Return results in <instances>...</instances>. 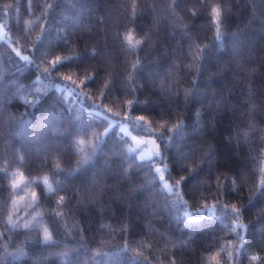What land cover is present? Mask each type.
I'll return each instance as SVG.
<instances>
[{"label":"trees","instance_id":"trees-1","mask_svg":"<svg viewBox=\"0 0 264 264\" xmlns=\"http://www.w3.org/2000/svg\"><path fill=\"white\" fill-rule=\"evenodd\" d=\"M0 20V264H264V0H0ZM110 117L156 135L174 190Z\"/></svg>","mask_w":264,"mask_h":264},{"label":"snow or ice","instance_id":"snow-or-ice-1","mask_svg":"<svg viewBox=\"0 0 264 264\" xmlns=\"http://www.w3.org/2000/svg\"><path fill=\"white\" fill-rule=\"evenodd\" d=\"M133 3L135 4V0H133ZM211 12H212V21L216 24V32H217V35H219L220 34V31H221V27H220L221 26V16H222L221 6L220 5H214V6H212ZM193 14L195 15V11H193ZM126 39H127L128 46L130 48H135L136 46H138V45L141 44V41L140 40H135V41L133 40V35H132L131 32H129L127 34ZM17 55H19V51H17ZM22 58L24 60H28V57H26V56L25 57H22ZM67 59H68V57H62V56L57 55L52 60L49 61V64L53 68H55L56 65H58L59 63H61L63 60H67ZM136 63H139V61H137ZM44 71L45 72H48L49 69L48 68H45ZM62 77H63V79H65L67 81H72L73 83H77V85L82 86V85L85 84V82L89 79L90 76H84L83 78L79 79V81H73V77L70 76V75H63L62 74ZM129 79H131V76H129ZM101 95L103 96V93H101ZM125 103L127 105H131L133 103V100H127ZM106 111L111 112L112 110L110 108H106ZM137 119L138 120H141V121H146L149 124V126L151 124V121H149L146 116L141 115V116H138ZM166 124H167V121L164 122V125H166ZM179 125L180 124L178 123V124L174 125L173 128H169V129L170 130L171 129H175V128L179 127ZM109 127H110V125H109ZM163 130H164V127L163 126L161 128H156L155 129V131H163ZM108 131H109V129L106 128V129H104V132L103 133L97 134V133L93 132L92 135L95 137V140H96V139H99L102 136H105L108 133ZM245 135H247V133H245ZM132 139L137 143V145L142 144V143L145 142L144 140H140L139 138H137L135 136ZM78 143L79 144H83L84 143V140L83 139H80L78 141ZM88 143L89 144H93L94 142L92 140H89ZM148 143L152 145V147L148 150V153L151 155L152 151H155L156 154L159 155L160 154V151H159L158 145L156 144V141L154 139L148 138ZM129 150L131 151V149H129ZM88 158L89 157H81V159L77 162V164L79 165V164L86 163L87 160H88ZM56 167L59 169V167H60L59 164H57ZM156 171L158 173H161V176L160 177L163 179L162 170L160 168H157ZM23 178H24L23 177V173H20L19 177L17 179L13 180L12 187L13 188H19L20 187V184H21V181L23 180ZM182 179L183 178H181V180ZM43 182L47 186V190L49 192H51L53 189H52L51 185L48 182L47 176H45L43 178ZM177 183H179V181H177ZM37 196H38V193L36 191L31 192V200L33 202L36 201ZM19 199L20 200H23L24 197H20ZM65 199H66V197L64 195H60L57 203L62 204V203H64ZM16 203H17V201L14 200L13 201V206H15ZM226 207H228V206L226 205ZM231 209L233 211L237 212V213L240 212V208L237 207L236 205H232L231 206ZM36 215L37 216H40L41 214L40 213H37ZM56 215L57 216H60L61 213L57 212ZM9 222H11V218L10 217H9ZM23 227L25 229H27L29 227V223H24L23 224ZM43 240L45 242L52 240V234L47 229L44 230ZM210 259L212 261H214L215 264H220V260H219L217 254L212 255ZM256 259H258V257H256V256H253L252 257V260H256Z\"/></svg>","mask_w":264,"mask_h":264},{"label":"rangeland","instance_id":"rangeland-1","mask_svg":"<svg viewBox=\"0 0 264 264\" xmlns=\"http://www.w3.org/2000/svg\"><path fill=\"white\" fill-rule=\"evenodd\" d=\"M0 39L1 40H6L8 42H11V38L7 32L6 29V24L5 21L0 20ZM14 49L16 51H19L20 48L14 46ZM19 54L22 57H29L26 54H22L19 52ZM111 118V123L110 125H114V124H119V130L121 133H124L126 135H129L132 142L129 146V149H131V151L129 150L130 153H135L138 158L140 159H149V158H153L156 160L155 163V169L160 168L162 170V174H163V179L160 177L161 173H158L160 180L162 181L163 185L165 186L166 189L172 191L174 190V185L173 183L167 178V165L165 162H163L162 160H159L160 157H162V148H161V144L160 141L158 140V138L156 137V135L154 133H141L138 132L134 127H132V125L130 124V122L128 120H117L113 117ZM137 137L140 140H144L145 142L142 144L137 145V143L132 139L133 137ZM148 138L154 139L156 141V144L159 147V151L160 154L157 155L155 151H152L151 155L148 153V150L152 147L151 144L148 143ZM20 174H16L15 179H17L19 177ZM25 179L23 178V180L21 181L24 182ZM215 208L216 206H208L207 211L208 213H213L215 212ZM206 211V209H202V213H204ZM187 213V215L192 216L191 212L189 210L185 211ZM199 217L201 216V214L198 215ZM195 217V216H192Z\"/></svg>","mask_w":264,"mask_h":264}]
</instances>
